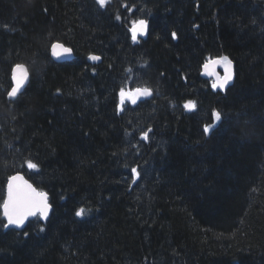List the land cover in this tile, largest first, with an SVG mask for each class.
<instances>
[{
  "label": "trees",
  "instance_id": "1",
  "mask_svg": "<svg viewBox=\"0 0 264 264\" xmlns=\"http://www.w3.org/2000/svg\"><path fill=\"white\" fill-rule=\"evenodd\" d=\"M223 56L214 92L201 67ZM19 173L52 212L18 231L0 208V264H264V0H0V205Z\"/></svg>",
  "mask_w": 264,
  "mask_h": 264
},
{
  "label": "snow or ice",
  "instance_id": "2",
  "mask_svg": "<svg viewBox=\"0 0 264 264\" xmlns=\"http://www.w3.org/2000/svg\"><path fill=\"white\" fill-rule=\"evenodd\" d=\"M96 2L100 5L101 8L105 7L108 0H96ZM125 7H127L125 5ZM120 19L119 16L116 17ZM147 28V21L143 19L135 20L132 22V27L129 29L131 32L132 41H137V35H144L145 30ZM173 38H176V33H172ZM53 54L56 55V48H63L62 45L54 44L53 46ZM63 52L67 55H71V49L63 48ZM90 60H99L100 57L90 56ZM222 65L224 69V75L220 76L216 72V66ZM232 62L228 59V57L224 56L219 59H212L203 64L204 74L207 76H214L215 80L212 82V89L216 90L219 88L221 91L225 89V86L233 79V73L231 69ZM27 79V70L23 65H16L12 70V80L14 82V86L8 92V96L10 98L15 97L20 89L24 86L25 81ZM120 105L124 104L125 99L129 100L131 104L135 105L137 103V99L139 96H150L152 92L148 88L144 89H135L131 92H126L123 88L120 90ZM196 105L194 101H187L184 104V108L188 110L195 109ZM213 118L216 121L221 120V114L217 111L213 112ZM212 125H205L204 132L208 133ZM151 131L144 132L142 135V139H148V133ZM25 164L28 169H38L37 163H34L32 160H26ZM133 177H138V172L136 168L131 170ZM135 183V179L133 180ZM50 204L48 202L47 194L38 191L36 188L32 186V184L28 183L27 180L24 179L21 175H13L9 177L7 182V195L3 200L0 208L3 209V218L6 221L2 224L3 228L8 229L9 226H14L16 228H22L25 225V222L30 217H35L39 220H47L49 215ZM84 209H78L76 211V215L78 217L84 214ZM44 231L43 228L40 229ZM23 235L27 236L28 232L24 231Z\"/></svg>",
  "mask_w": 264,
  "mask_h": 264
},
{
  "label": "water",
  "instance_id": "3",
  "mask_svg": "<svg viewBox=\"0 0 264 264\" xmlns=\"http://www.w3.org/2000/svg\"><path fill=\"white\" fill-rule=\"evenodd\" d=\"M143 38H146V36H147V30H145V34L144 35H141ZM53 52H54V50H53ZM55 53H56V55H54V57H55V59L56 60H58V61H63V60H66V59H72L73 58V55H59V56H57V53H58V51H57V49H55ZM91 56H97V55H91ZM97 57H99V56H97ZM89 61L91 62V63H94V64H98V63H100V61H101V58L99 59V60H90L89 59ZM25 67V66H24ZM26 68V67H25ZM231 69H232V72H233V64L231 65ZM26 70H27V68H26ZM203 75L204 76H207V75H205L204 73H203ZM233 78H234V76H233ZM233 80L234 79H232L225 87H227V86H230L231 84H233ZM29 81H30V74H29V72H28V70H27V79H26V81H25V84H24V86L20 89V91L18 92V94L15 96V97H17L21 92H23L24 91V89H25V87H26V85L29 83ZM225 90V89H224ZM15 97H13V98H15ZM140 98H144V97H147V96H143V95H141V96H139ZM29 183L30 184H32L30 181H29ZM32 186L34 187V188H36L33 184H32ZM37 189V188H36ZM38 190V189H37ZM39 191V190H38ZM45 193V192H44ZM47 194V193H46ZM47 197H48V202H49V196H48V194H47ZM51 206V205H50ZM51 211H52V207H50V209H49V215H48V218H49V216H50V214H51ZM2 212H3V209H2ZM35 217H30L26 222H25V225H24V227H22V228H16V227H14V226H9V228H14V229H16V230H19V231H21V230H23L25 227H26V225L28 224V222L30 221V220H33Z\"/></svg>",
  "mask_w": 264,
  "mask_h": 264
},
{
  "label": "bare ground",
  "instance_id": "4",
  "mask_svg": "<svg viewBox=\"0 0 264 264\" xmlns=\"http://www.w3.org/2000/svg\"><path fill=\"white\" fill-rule=\"evenodd\" d=\"M55 44H58V45H62L63 46V44H61V43H55ZM63 48H69V47H65V46H63ZM63 48H56L57 49V51H58V53H57V56H59V55H67V54H65L64 52H63ZM69 49H71V48H69ZM51 55H52V58H53V60L55 61V62H57V63H63V62H65V61H69V59H66V60H63V61H58V60H56L55 59V57H54V55H53V47L51 48ZM71 55H74V51L71 49ZM71 60V59H70ZM89 60V59H88ZM214 76H207V78L210 80L211 78H213ZM12 82H13V80H12ZM13 86H14V82H13ZM26 89V88H25ZM25 89H24V91H25ZM23 91V92H24ZM23 92H21L20 94H22ZM19 94V95H20ZM18 95V96H19ZM18 96L17 97H15V98H10L9 96H8V98L10 99V100H15L16 98H18ZM16 175H21V176H23L24 177V179L25 180H27L28 181V183H29V180L26 178V176H24V174H22V173H19V174H16ZM51 205V204H50ZM52 207V206H51ZM52 212V211H51Z\"/></svg>",
  "mask_w": 264,
  "mask_h": 264
},
{
  "label": "clouds",
  "instance_id": "5",
  "mask_svg": "<svg viewBox=\"0 0 264 264\" xmlns=\"http://www.w3.org/2000/svg\"><path fill=\"white\" fill-rule=\"evenodd\" d=\"M203 64V63H202Z\"/></svg>",
  "mask_w": 264,
  "mask_h": 264
}]
</instances>
